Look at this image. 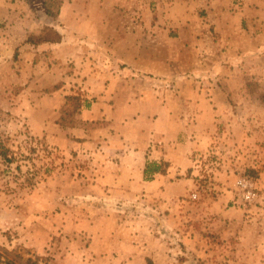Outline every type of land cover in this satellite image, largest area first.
I'll return each mask as SVG.
<instances>
[{"label":"crops","instance_id":"obj_1","mask_svg":"<svg viewBox=\"0 0 264 264\" xmlns=\"http://www.w3.org/2000/svg\"><path fill=\"white\" fill-rule=\"evenodd\" d=\"M24 4L5 3L7 11L0 7V111L19 116L32 135L45 138L62 155L77 163L88 160L73 189L96 206L84 213L86 219L77 218L76 227L68 219L61 227L94 237L81 260L264 264V229L250 224L241 208L231 218L224 202L234 197L219 196L210 213L197 215L188 207L193 202L184 199L197 188L199 157L217 139L219 99L200 88L210 79L195 81L198 67L181 76L174 68L149 76L152 54L137 42L143 34L135 39L121 33L116 18L82 13L81 0H63L56 19L39 0ZM46 27L61 34L59 43L36 40ZM32 37L37 38L30 42ZM149 37L144 33L143 40ZM77 92L88 104L78 118L95 123L94 128L58 122L65 97ZM59 179L66 197L67 177ZM44 249L34 245L37 253Z\"/></svg>","mask_w":264,"mask_h":264},{"label":"rangeland","instance_id":"obj_2","mask_svg":"<svg viewBox=\"0 0 264 264\" xmlns=\"http://www.w3.org/2000/svg\"><path fill=\"white\" fill-rule=\"evenodd\" d=\"M19 1L26 7L33 0H0V7L7 11L5 3ZM39 1L55 19L54 1ZM78 10L120 20L121 33L135 39L143 34L137 42L152 54L147 57L152 65L146 72L149 76H163L172 68L181 76L198 67L201 72L195 81L210 79L212 84L203 82L200 88L206 96L219 99L217 139L199 157L194 169L197 188L184 199L193 202L188 207L197 215L200 210L210 213L215 199L230 194L234 198L225 200L224 208H231V218L237 215L234 209L241 208L250 224L264 229V0H81ZM144 33L150 37L143 40ZM202 66L215 74H205ZM71 95L79 96L82 106L87 103L82 93ZM71 104L67 110L72 111ZM78 115V127L97 126L84 127ZM19 118L0 116V142L10 148L14 159L8 164L0 157V248L19 256L24 264L29 259L37 264H87L81 252L94 237L61 227L67 219L70 227H76L77 218L86 219L84 213L89 215L87 210L96 206L73 189V179L80 178V168L88 160L77 163L75 157L62 155L45 138L32 135ZM51 177H67L68 196L61 195V180ZM34 245L45 247L44 252L37 253ZM69 256L71 263H64Z\"/></svg>","mask_w":264,"mask_h":264},{"label":"trees","instance_id":"obj_3","mask_svg":"<svg viewBox=\"0 0 264 264\" xmlns=\"http://www.w3.org/2000/svg\"><path fill=\"white\" fill-rule=\"evenodd\" d=\"M54 1V3L57 6V13L53 16L55 19L58 17L59 9L63 3V0H51ZM37 38V37H36ZM36 38H30L29 41L33 42ZM62 39L61 34L53 28L48 29L47 33L43 37H39L36 40L38 42H52V43H59ZM66 102L63 108L61 109V116L59 118V124H61L64 127H75L77 126V122H80L76 119V115L79 114L81 106L83 105L82 100L79 96H66L65 97ZM262 99L264 101V95L262 96ZM72 103V111L67 110V105ZM88 105V104H85ZM65 113V114H64ZM1 116V111H0ZM84 127H87L89 123L81 124ZM87 125V126H86ZM11 150L8 148L2 141L0 142V157H2L6 163H12L14 161L13 157H10ZM28 264H37L36 262L32 260L27 261ZM0 264H24L22 262V259L15 255L14 253L8 251L7 249L0 248Z\"/></svg>","mask_w":264,"mask_h":264}]
</instances>
